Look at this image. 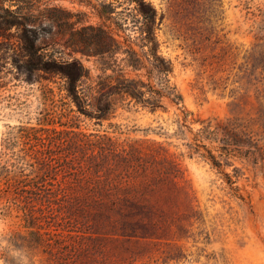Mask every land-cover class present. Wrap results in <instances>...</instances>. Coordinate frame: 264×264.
<instances>
[{
	"label": "rangeland",
	"instance_id": "374dc122",
	"mask_svg": "<svg viewBox=\"0 0 264 264\" xmlns=\"http://www.w3.org/2000/svg\"><path fill=\"white\" fill-rule=\"evenodd\" d=\"M146 1L189 121L165 100L150 110L119 98L102 121L73 111L62 61L81 62L76 91L90 99L108 91L99 85L107 64L154 84L122 52H80L93 49L90 26L139 49L144 25L130 0H0V264H264V0ZM68 114L86 134L159 143L165 163L177 164L179 178L143 195L151 212L138 216L142 232L58 221V162L47 174L43 160L58 158ZM200 121L226 127L236 144L203 137ZM83 242L90 246L81 251Z\"/></svg>",
	"mask_w": 264,
	"mask_h": 264
},
{
	"label": "trees",
	"instance_id": "16d2710c",
	"mask_svg": "<svg viewBox=\"0 0 264 264\" xmlns=\"http://www.w3.org/2000/svg\"><path fill=\"white\" fill-rule=\"evenodd\" d=\"M130 2L144 25L139 32V49L130 46L121 49L110 30L90 26L89 29L96 31L91 38L93 49H80V52L96 57L103 54L113 57L114 53L122 52L125 65L133 71L145 70L146 78H153L154 84L150 86L139 77H127L122 73V68L107 64L105 68L110 72L106 73L105 80L99 85L108 87V91H98L90 99L76 91V82L86 72L81 62L77 59L62 61L58 65V72L65 78L66 95L75 106L73 111L102 121L110 119L119 98L149 107L150 110L165 109V100L179 109L184 122L189 121L187 116L190 112L184 108L182 95L168 79L172 63L158 50L154 33L156 11L146 0ZM86 28L82 26L79 33ZM102 42L103 48H100ZM33 48L32 42L29 43L30 52ZM200 122L198 131L203 137L218 141L222 148L236 144L235 134L226 127L217 125L210 128V124ZM60 125L65 127L57 131L58 158L54 159L48 154L43 160L47 174L52 172L53 163L58 162V175H61L58 180V221L78 225L100 220L119 227L122 235L142 232L140 224L143 222L138 218L151 212L149 205L142 200L143 195L164 180L179 178L181 175L177 164L172 161L165 163L168 160L166 151L159 143L124 141L105 131L83 133L74 122L73 114H68L65 123ZM108 125L118 127L110 121ZM210 156L213 158V155ZM89 246V243H80L81 251ZM58 260L66 262L68 259L59 257Z\"/></svg>",
	"mask_w": 264,
	"mask_h": 264
}]
</instances>
